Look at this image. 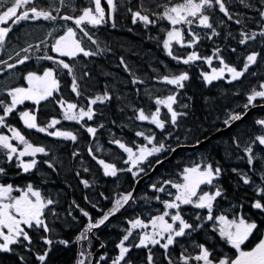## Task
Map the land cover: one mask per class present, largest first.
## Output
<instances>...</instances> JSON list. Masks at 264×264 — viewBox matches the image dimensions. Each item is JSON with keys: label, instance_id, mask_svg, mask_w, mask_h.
<instances>
[{"label": "trees", "instance_id": "16d2710c", "mask_svg": "<svg viewBox=\"0 0 264 264\" xmlns=\"http://www.w3.org/2000/svg\"><path fill=\"white\" fill-rule=\"evenodd\" d=\"M164 2L166 0H117L116 27H112L111 23L96 27L84 25L83 27L88 31L92 40L83 36L77 29V38L81 39L82 46L96 54L89 57H84L81 54L72 59L59 57L58 54L51 51L55 39L64 33L66 27L75 28L72 21L59 19V16H78L82 9L94 7L91 0H65L63 6L59 0H36L37 5L46 10L59 8V13L53 11V15L58 16L57 20L22 21L19 25L13 26L5 45L0 48V61H7L9 64L16 63V60L24 55L29 56V60L24 64H17L12 69L0 64V100L8 102L10 99L7 97L8 89L26 85L24 77L28 72L40 74L45 68H56L60 91L54 94V98L42 101L38 106V121L44 124L55 117L61 120V124L57 125L58 128L71 129L78 136L74 143L24 128L18 113L37 108L31 101H26L23 105L18 106L17 111L7 118V123L20 129L32 143L45 146L49 150L50 155L47 157L38 156L39 160H51L55 165L56 170L53 171L41 163L39 173L21 176L16 175L17 169L9 166V176L6 178V181L10 180L17 186H23L31 180L46 196L59 201L55 205V209L60 214V219L49 217L50 225L54 229L52 238L54 240L66 239L71 243L68 247L54 244L46 264H76L78 252L82 247L84 251L86 248L95 251L102 243L105 247L98 253L96 262L99 261L101 255H106L107 259L99 261V264H111V261L118 255L116 244L124 234V230L128 228L126 220L137 216L147 220L149 214L156 215L157 210H163L161 204L155 200H148L146 197L161 195L164 199L169 198L164 194L153 192L150 185L162 180L179 182L183 168L201 162L204 158L214 165L219 164L224 169L217 182L222 185L224 195L215 202L214 215L225 214L231 218L233 213L238 210L239 205L243 204V213L250 221H255L258 228L242 245V249L250 250L260 239L264 238V213L250 207L251 202L258 198L255 192L256 186H264L261 184L260 176L264 167L259 159V157H264V151H261L259 147L256 148L258 159L255 164L256 172L253 173L249 171L246 158L241 159L245 156L244 152L237 149L233 143V138L239 137L242 148L250 136L261 134L262 130L255 124V121L264 119V108L252 110L233 129L212 137L202 147L178 151L172 161L166 163L141 184L134 194L135 202L125 205L104 226L94 229L89 234L88 241L75 242V237L87 224V218L83 217L79 210H73V215L76 216L78 222L71 221V218L65 220L67 211L70 210L69 206L73 201L88 211L93 220L100 218L101 210L110 209L114 198L118 194L130 192L138 179H134L127 172H120L116 177H105L101 166L89 155V148H92L98 159L115 163L118 168H126L128 165L123 163L126 154L110 141L120 139L129 145H132L133 142L140 145L146 144V141L134 135L135 131H145L146 134L154 133L157 142H163L166 147L171 149L182 143H196L224 127V120L230 112H244L243 105L246 103V94L253 87L258 88V85L264 82V44L261 43L264 38L258 37L256 41H250L248 45H240L238 40L242 25L228 21L218 11V8L210 10L209 15L220 35L207 39L206 36L211 35L210 30L196 27L194 30L201 35L202 39L195 50L203 56H210L214 49L219 47L222 49L221 54L225 60L238 69L243 66L244 57L249 52L257 51L261 53L257 64L253 65L249 72L238 81L228 83L230 78L226 77V79L214 81L208 85L200 76L201 71L210 70L206 64L198 62L195 65H184L172 60L163 49V40L166 38V31L170 28L168 22L153 17L157 19L155 25L133 24L131 14L128 12L129 8L133 11L140 10L143 3L149 12L159 13L163 9L156 7V4ZM226 3L231 12L240 14L239 18L258 19L254 10L245 8L238 0H226ZM102 5L106 7L104 0H102ZM7 6L9 5L5 0L3 7ZM221 21H223L222 24ZM245 27L248 31H259L258 25L253 20H247ZM93 40L95 43L92 42ZM29 45L32 46L29 52H23L22 50L28 48ZM232 48H235L236 52H232ZM173 50L178 55L190 51L175 44ZM17 53H20L19 57H17ZM45 55L64 59L72 66L73 73L70 75L67 70L59 68L52 61L40 58ZM121 59L124 61L123 64ZM217 65L218 61L214 60V66ZM181 71H187L190 79L185 82V87L179 90L178 102L174 107L178 112L187 113V115L181 116L175 127L167 124L164 131L147 122L136 121L134 109L142 108L146 113H150L156 108L154 98L166 97L177 91L173 86L163 83L160 78L164 75L178 74ZM73 75L76 77L81 92L79 97L71 91ZM133 80L143 81V83L134 84ZM105 92L109 93L111 99L103 104L98 103L93 106L97 115L94 120L86 121L91 126L98 127L100 123L105 125L103 128H99L94 139L81 125L63 120L61 109L56 100L63 97L81 107H87L89 99L103 95ZM261 102L264 101L257 103ZM185 104L188 105L187 108L182 107ZM0 114H2V109H0ZM161 114L162 118H168L166 109L162 108ZM168 133H171V136H168ZM74 152H78V155L74 156ZM170 152H162L150 159L154 164L156 159H161ZM84 168L89 171H83ZM232 168L247 172L253 183L244 185L240 178L232 172ZM77 172L80 173L79 176L76 175ZM82 179L88 180L91 187L85 188L81 183ZM202 188L203 190H213L209 186H202ZM169 190L175 191L174 189ZM85 197L88 198L87 201ZM92 204H96L97 207L93 208ZM197 213L204 216L206 210L195 209L190 205L183 206V214L189 222L194 221ZM212 226V222L205 221L203 229L193 232L190 236L178 238V243L169 249L173 261L178 260L182 246L194 253L193 245L204 243L206 240L210 245H214V254L218 258L225 255L234 258L237 254L235 249L221 240L218 233L212 231ZM140 231L142 230L134 232L133 239ZM209 237L212 239L209 240ZM34 240L37 241L35 249L42 251L45 246L39 243L38 237L35 235ZM152 252L155 264H167L163 249L156 246L152 248ZM17 253L23 254L28 264H39L32 254L24 252L22 249H17ZM130 255L134 264H146V249H133ZM91 259L90 256L87 263ZM0 264H18L17 257L0 254Z\"/></svg>", "mask_w": 264, "mask_h": 264}, {"label": "snow or ice", "instance_id": "6c2138e0", "mask_svg": "<svg viewBox=\"0 0 264 264\" xmlns=\"http://www.w3.org/2000/svg\"><path fill=\"white\" fill-rule=\"evenodd\" d=\"M238 2L245 8L254 10L258 19L250 17L239 18L240 14H234L230 11L226 0H166L163 4H156V7L163 9L159 13L149 12L143 3L140 10L133 11L129 8L128 12L131 14L133 24L141 23L144 26H149L155 25L157 19L167 21L170 28L166 31V38L163 40V49L166 54L178 64L195 65L198 62L206 64L210 71H201L200 76L206 84L211 85L214 81L226 79V77H230L227 81L228 83L240 80L249 72L253 65L257 64L258 57L261 56L260 52H249L244 57L243 66L238 69L225 60L221 54L222 49L219 47H216L210 56H203L195 50L202 39L201 35L194 30L196 27L210 30L211 35H207V39L220 35L209 15V11L216 8L228 21L242 25L239 32L240 39L238 40L240 45H248L250 41H256L258 37L264 38V0H254V2L253 0H238ZM4 3L5 0H0V48L5 45L13 26L19 25L22 21L30 20L55 21L58 16L53 15V11L57 13L60 11L59 8L46 10L39 7L36 0H7L9 5L7 7H3ZM59 3L63 6L65 0H59ZM91 3L94 7L82 9L81 14L78 16H59V19L72 21L75 25V28L66 27L64 33L56 38L52 44L51 51L58 54L59 57L74 59L81 54L84 57L96 54L86 50L82 46L81 39L77 38L78 29L83 36L92 40L88 31L83 27L84 25L96 27L111 23L112 27H116L117 0H104L106 7L102 5V0H91ZM247 20H253L258 25L259 31L246 30ZM222 23L223 21H221ZM92 42L95 43L94 40ZM261 43L264 44V40ZM174 44L190 51L178 55L173 50ZM31 47L29 45L28 48L22 51L27 53ZM231 51L236 52V49L232 48ZM16 55L19 57L20 53ZM40 58L52 61L54 65L67 70L70 75L73 73L72 66L64 59H57L51 55H45ZM27 60H29V56L24 55L17 59L16 63L9 64L7 61H0V64L12 69L17 64H24ZM214 60L218 61L217 66H214ZM121 63H124L123 59H121ZM125 68L127 69L126 64ZM24 79L27 82L26 87L18 86L8 89L7 97L10 98L9 101L0 100V109H2L0 129H7V133H10L9 135L0 132V254L15 255L18 264H28L26 257L17 253V249H22L24 252L32 254L39 264H46L54 244L68 247L71 243L66 239L54 240L52 238L54 229L50 225L49 217L56 220L60 219V214L55 209V205L59 201L46 196L31 180L23 186H17L14 183L6 182V178L9 176V166L17 169L16 175L21 176L39 173V165L41 163L53 171L56 170L55 165L51 160H39L38 156H49V150L45 146L33 144L20 129L8 124L7 118L17 111L18 106L23 105L26 101H31L37 108L19 111L18 113L24 128L74 143L77 141L78 136L73 131L58 129L56 126L61 124V120L55 117L44 124L38 121V106L42 101L54 98V94L60 91L57 69L45 68L42 74L28 72ZM160 79L163 83L173 86L177 91L166 97L154 98L156 108L150 113H146L142 108L134 109V119L139 122H147L154 125L155 128L164 131L167 124L175 127L178 124V119L187 115V113L178 112L174 105L178 102L179 90L185 87V82L190 79V75L187 71H181L178 74L164 75ZM133 83H143V81L133 80ZM71 91L77 97L81 95L74 75L72 76ZM110 99L109 93L105 92L103 95H97L89 99L87 107H81L77 103L69 102L63 97L56 100V103L61 109L63 120L81 125L90 137L94 139L99 128H103L105 125L100 123L98 127L91 126L86 121L94 120L97 115L93 106L98 103L103 104ZM258 101H264V82H261L258 88L253 87L246 94V103L243 105L244 112L233 111L228 114L224 120L225 126L231 127L233 122L242 120L247 115V110L256 107ZM182 107L187 108L188 105L185 104ZM162 108L167 110V119L162 118ZM255 124L262 130L261 134L250 136L244 142L242 148L240 138H233L236 148L242 150L245 154L241 159L246 158L249 171L253 173L256 172L255 164L258 159L256 148L259 147L261 151H264V119H257ZM134 135L142 138L147 143L140 145L133 142L132 145H129L120 139L110 141V143L115 144L126 154V159L123 160V163L128 165L126 168H118L115 163L98 159L92 148L88 149L92 159L96 160L101 166L105 177H116L120 172H127L136 179L142 173L146 174L148 169H152L163 162L160 159H156L153 164L150 158L156 157L162 152L175 151V149L166 147L165 143L157 142L154 133L146 134L145 131H135ZM168 136H171V133H168ZM73 155H78V152H74ZM259 159L262 162V167H264V157H259ZM83 171L87 172L89 169L84 168ZM223 172L224 169L219 164L214 165L208 162L207 158H204L201 162L183 168L179 182L162 180L151 184L150 188L153 192L164 194L169 198L164 199L161 195L146 197L148 200H155L161 204L163 210H157L156 215L149 214L147 220L140 216L126 220L128 228L124 230V234L116 244L118 255L111 261V264H134L130 255L133 249H146V264H155L152 248L156 246L164 250L167 264H264V239H260L250 250L245 251L242 249V245L249 240L258 228L257 223L250 221L243 213V204L239 205L238 210L233 213L231 218L225 214L214 215L215 202L224 195L222 185L217 183ZM232 172L240 178L244 185L253 183L247 172H242L237 168H232ZM76 175L79 176L80 173L77 172ZM260 176L261 184L264 185V171L260 172ZM81 183L85 188L91 187L88 180L82 179ZM202 186H209L213 190L204 191ZM169 189H174L175 191L173 192ZM255 192L258 198L251 202L250 207L264 213V186L257 185ZM13 193H16V195ZM101 196H103V193H101ZM104 198L107 199V197ZM87 199L85 197L86 201ZM130 202H135L132 192L118 194L113 200L112 207L107 211L101 210V217L93 220L88 211L73 201L69 206L70 210L67 211L65 220L67 221L68 218H71V221L78 222L76 216L73 215V210H79L81 215L87 218V224L75 237V242L88 241L90 239L89 234L94 229L104 226L110 220V217L116 215ZM89 203L91 202L89 201ZM189 205L195 209L206 210V215L202 216L197 213L194 221L189 222L183 214V206ZM92 207L96 208L97 205L92 204ZM205 221L212 222V231L218 233L221 240L230 245L232 249H235L237 254L234 258L227 255L218 258L214 254V245H210L206 240L204 243H195L193 245L195 248L194 253L189 252L186 247L182 246L178 260L173 261L169 249L178 243V238L190 236L193 232L203 229ZM136 230L142 231L137 233L133 239ZM34 235L38 237L39 243L45 246L42 251L35 249L37 241L34 240ZM208 239L210 240L212 237ZM100 247L103 248L105 245L102 243ZM90 256L91 253L86 254L82 247L78 253L76 264H87ZM106 259V255L99 257V261H105ZM99 261L96 264H99Z\"/></svg>", "mask_w": 264, "mask_h": 264}, {"label": "water", "instance_id": "95a60500", "mask_svg": "<svg viewBox=\"0 0 264 264\" xmlns=\"http://www.w3.org/2000/svg\"><path fill=\"white\" fill-rule=\"evenodd\" d=\"M257 108H264V102H261V103H257V106L256 107H252L250 108L249 110H247V115L244 116L243 119H245L252 110L254 109H257ZM242 119V120H243ZM240 120V121H242ZM240 121H236V122H233L231 127H227V126H224L216 131H214L213 133H211L210 135H208L207 137L201 139L199 141V143H192V144H188V143H182V144H178L176 145L173 149H175V151H171L168 155L164 156L163 158H161L160 160L163 161L161 164L159 165H156L154 168L152 169H149L147 170L146 174L145 173H142L140 177H138V179L136 180L133 188L131 189L130 192L133 193V196L134 194L137 192V190L139 189V187L141 186V184L146 180L148 179L149 177H152L160 168H162L166 163L172 161L175 157V155L177 154L178 151L180 150H183V149H196V148H200L202 147L204 144H206L207 142H209L212 137L220 134V133H223V132H227L231 129H233ZM69 131H73L71 129H68ZM74 132V131H73ZM35 144V143H33ZM36 145H39V144H36ZM42 146V145H40ZM115 216V215H114ZM112 216V217H114ZM110 217V219L112 218ZM103 250V248L99 247L96 252L94 253V256H93V259L91 261L90 264H94L95 262V257H96V254H98L99 252H101Z\"/></svg>", "mask_w": 264, "mask_h": 264}, {"label": "flooded vegetation", "instance_id": "af4514ba", "mask_svg": "<svg viewBox=\"0 0 264 264\" xmlns=\"http://www.w3.org/2000/svg\"><path fill=\"white\" fill-rule=\"evenodd\" d=\"M38 158V157H37ZM6 182H9V183H11V181L10 180H8V181H6ZM86 254H88L89 252H91L92 253V255H91V258L93 259V256H94V253L96 252V250L95 251H91L90 250V248H86ZM79 253V252H78ZM97 255L98 254H96V257H95V262H94V264H96V259H97ZM92 259H91V261H92ZM91 261L89 262V263H87V264H90L91 263Z\"/></svg>", "mask_w": 264, "mask_h": 264}, {"label": "rangeland", "instance_id": "374dc122", "mask_svg": "<svg viewBox=\"0 0 264 264\" xmlns=\"http://www.w3.org/2000/svg\"><path fill=\"white\" fill-rule=\"evenodd\" d=\"M210 71V70H209ZM38 74V73H37ZM40 74H42V73H40ZM228 78H230V77H228ZM25 87L27 86V83H26V85H24ZM57 127V126H56ZM58 128V127H57ZM58 129H60V128H58ZM61 130H64V129H61ZM0 132H4L5 134H9L10 135V133H7V129H0ZM189 167V166H188ZM204 191H210V190H204ZM14 195H16V193H13ZM264 239V238H263ZM244 250V249H243ZM245 251H247V250H245Z\"/></svg>", "mask_w": 264, "mask_h": 264}]
</instances>
